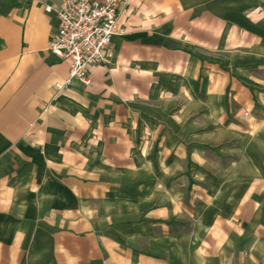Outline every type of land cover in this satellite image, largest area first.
<instances>
[{
  "label": "crops",
  "instance_id": "obj_1",
  "mask_svg": "<svg viewBox=\"0 0 264 264\" xmlns=\"http://www.w3.org/2000/svg\"><path fill=\"white\" fill-rule=\"evenodd\" d=\"M57 4L0 0V264H264V0H123L52 94Z\"/></svg>",
  "mask_w": 264,
  "mask_h": 264
},
{
  "label": "built area",
  "instance_id": "obj_2",
  "mask_svg": "<svg viewBox=\"0 0 264 264\" xmlns=\"http://www.w3.org/2000/svg\"><path fill=\"white\" fill-rule=\"evenodd\" d=\"M123 0H58L54 9L43 7L56 21L48 35L44 51L65 65L62 83L51 86L52 94L65 88L70 81L84 88L86 73L104 65L103 54L115 32V17Z\"/></svg>",
  "mask_w": 264,
  "mask_h": 264
},
{
  "label": "rangeland",
  "instance_id": "obj_3",
  "mask_svg": "<svg viewBox=\"0 0 264 264\" xmlns=\"http://www.w3.org/2000/svg\"><path fill=\"white\" fill-rule=\"evenodd\" d=\"M237 143H238V145H239V140H237ZM252 144H253V146H254V149H253V150H254V153H255L257 156L260 157V155H261L262 153H264V146L261 145V142H260L259 140H255V139L252 141ZM247 145H248V143H247ZM245 151H246V148H245L244 146H241V147L238 149L239 155L244 154ZM240 168H241V165H240Z\"/></svg>",
  "mask_w": 264,
  "mask_h": 264
}]
</instances>
